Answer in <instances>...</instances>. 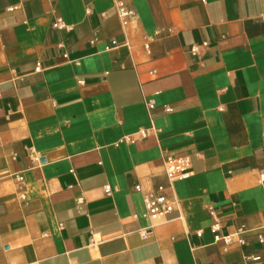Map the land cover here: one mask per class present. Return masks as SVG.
Returning <instances> with one entry per match:
<instances>
[{
	"label": "crops",
	"instance_id": "obj_1",
	"mask_svg": "<svg viewBox=\"0 0 264 264\" xmlns=\"http://www.w3.org/2000/svg\"><path fill=\"white\" fill-rule=\"evenodd\" d=\"M261 173L264 0H0V264H264Z\"/></svg>",
	"mask_w": 264,
	"mask_h": 264
},
{
	"label": "built area",
	"instance_id": "obj_2",
	"mask_svg": "<svg viewBox=\"0 0 264 264\" xmlns=\"http://www.w3.org/2000/svg\"><path fill=\"white\" fill-rule=\"evenodd\" d=\"M10 9L9 11H11ZM117 14L123 20L126 21L130 16L131 13L125 9L122 4L117 5ZM55 29L62 28V24L60 21L52 25ZM147 48V47H146ZM194 53V49L191 50ZM154 108L153 103L147 104V109L151 111ZM167 112V109H166ZM150 130H141L136 133L141 139L147 137L148 132ZM128 141H132L127 139ZM35 162H38V158L34 157L33 159ZM189 169H190V162L187 157H166L164 160V170H165V177L167 183H173L175 181H179L182 179H186L189 176ZM15 180L20 187L23 183V178L21 176H15ZM260 181L264 182V173L260 174ZM106 192L109 194L110 190L107 187ZM135 192L141 193V188L139 186L135 187ZM24 199V196L21 194L20 196ZM142 201L144 205V212L141 215L142 219L147 220L149 223L157 222L160 218H162L165 214L171 212L173 210L174 204L170 201V199L166 196L164 192V187L159 186L157 188L156 193L153 194H144L142 195ZM210 215L214 216V213L210 211ZM219 232V224L214 223L211 227V233L214 235V241L216 243H222V245L226 248L236 245L238 247H242L246 244L245 236L248 234H254L259 241V243H264V236L258 233V230H249L244 227L239 228L234 234L220 236ZM148 232L143 231L141 233V238L146 239Z\"/></svg>",
	"mask_w": 264,
	"mask_h": 264
}]
</instances>
